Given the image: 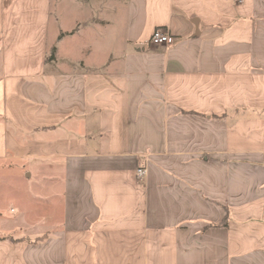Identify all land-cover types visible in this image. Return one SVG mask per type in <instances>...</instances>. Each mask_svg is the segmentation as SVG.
<instances>
[{
    "label": "crops",
    "instance_id": "crops-1",
    "mask_svg": "<svg viewBox=\"0 0 264 264\" xmlns=\"http://www.w3.org/2000/svg\"><path fill=\"white\" fill-rule=\"evenodd\" d=\"M0 264H264V0H0Z\"/></svg>",
    "mask_w": 264,
    "mask_h": 264
},
{
    "label": "built area",
    "instance_id": "built-area-1",
    "mask_svg": "<svg viewBox=\"0 0 264 264\" xmlns=\"http://www.w3.org/2000/svg\"><path fill=\"white\" fill-rule=\"evenodd\" d=\"M175 41V36L171 34L168 30L158 27L153 32L152 36L150 37L149 43L151 45H164V44H172ZM146 175V168L145 167H138L137 168V176L139 179H143Z\"/></svg>",
    "mask_w": 264,
    "mask_h": 264
},
{
    "label": "trees",
    "instance_id": "trees-1",
    "mask_svg": "<svg viewBox=\"0 0 264 264\" xmlns=\"http://www.w3.org/2000/svg\"><path fill=\"white\" fill-rule=\"evenodd\" d=\"M55 53H56V46H52L50 51H49V55H48V58H54L55 57Z\"/></svg>",
    "mask_w": 264,
    "mask_h": 264
},
{
    "label": "rangeland",
    "instance_id": "rangeland-1",
    "mask_svg": "<svg viewBox=\"0 0 264 264\" xmlns=\"http://www.w3.org/2000/svg\"><path fill=\"white\" fill-rule=\"evenodd\" d=\"M13 206V204L12 203H10V205H9V208H11ZM15 207V206H14Z\"/></svg>",
    "mask_w": 264,
    "mask_h": 264
}]
</instances>
